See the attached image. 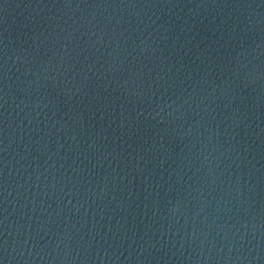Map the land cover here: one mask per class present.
Instances as JSON below:
<instances>
[{
    "label": "water",
    "instance_id": "1",
    "mask_svg": "<svg viewBox=\"0 0 264 264\" xmlns=\"http://www.w3.org/2000/svg\"><path fill=\"white\" fill-rule=\"evenodd\" d=\"M0 264H264V0H0Z\"/></svg>",
    "mask_w": 264,
    "mask_h": 264
}]
</instances>
